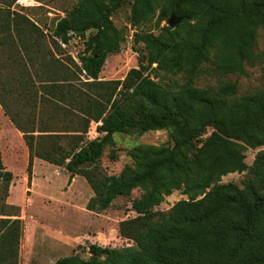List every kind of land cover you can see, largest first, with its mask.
I'll use <instances>...</instances> for the list:
<instances>
[{"label":"trees","instance_id":"trees-1","mask_svg":"<svg viewBox=\"0 0 264 264\" xmlns=\"http://www.w3.org/2000/svg\"><path fill=\"white\" fill-rule=\"evenodd\" d=\"M123 1L78 0L46 31L18 12L0 15V34L22 59L0 63V105L27 146L28 179L34 157L64 168L68 182L80 175L93 192L86 208L95 212L139 190L129 206L135 215L117 229L130 245L90 244L88 258L66 255L52 264H264V149L251 167L244 154L245 146L264 147V87L237 97L236 82L215 89L195 82L207 62L220 74L245 72L257 30L264 29V0H132L131 25L151 23L133 33L138 65L122 79H102L106 57L120 51L111 15ZM73 38L83 39L77 60L65 49ZM8 68L12 83L2 74ZM160 72L175 78L163 82ZM18 95L24 109L12 110L9 101ZM163 128L171 146L136 145L118 174L103 171L114 133ZM245 170L242 186L219 182ZM11 180L0 152L4 195ZM177 189L187 198L155 208ZM18 211L0 208V264H17Z\"/></svg>","mask_w":264,"mask_h":264},{"label":"rangeland","instance_id":"rangeland-1","mask_svg":"<svg viewBox=\"0 0 264 264\" xmlns=\"http://www.w3.org/2000/svg\"><path fill=\"white\" fill-rule=\"evenodd\" d=\"M78 0H0V15L4 12H18L27 16L31 21L39 24L43 29H50L53 20L65 14ZM132 0H124L115 10L111 19L120 30L122 42L118 53L110 54L99 73L102 79H122L129 69L137 67V52L134 50L133 33L135 30L149 29L151 23H145L135 28L131 25L129 16ZM163 24V23H162ZM93 32H87L88 37ZM23 43H28L24 38ZM22 43V44H23ZM13 40L5 34H0V63L6 66L22 61L16 58ZM64 46V45H63ZM83 39L73 38L65 49L75 57L83 48ZM254 61L245 64V72L220 74L213 70V64H202L201 71L196 78L198 87L215 89L221 81L236 82V96L240 97L264 87V29L259 28L256 33L254 46ZM75 60L76 57H75ZM3 77L13 82L11 69L2 71ZM153 75V73H151ZM174 76L160 72L156 79L170 83ZM180 82V79H178ZM16 94L18 92L15 91ZM24 99L20 95L9 101L12 110L24 109ZM95 123H91L87 136L93 138L98 135ZM207 129L204 136L208 135ZM167 144L171 146L173 139L168 129L149 130L146 132L130 131L114 133L113 144L104 149L100 166L106 174H118L131 159L127 152L139 144ZM264 147L250 148L245 146V162L248 167L253 165L255 157ZM0 152L3 165L12 173L6 195L0 190V208L2 204H11L19 208V218L22 220L23 231L18 247L17 264H52L57 258L66 255H78L88 258V246L123 247L131 244L119 236L117 232L120 220L133 217L135 213L129 209L130 200L139 195L134 189L129 196H119L112 205L100 212L86 208L93 192L87 181L80 175L68 182L66 174L48 162L33 158L31 179H28L27 163L28 149L22 133L15 127L0 105ZM110 153L115 158H110ZM35 176V177H34ZM249 177L248 170L230 172L220 178V183L233 182L242 186V180ZM180 189L174 190L155 208L168 209L174 202L186 199Z\"/></svg>","mask_w":264,"mask_h":264},{"label":"crops","instance_id":"crops-1","mask_svg":"<svg viewBox=\"0 0 264 264\" xmlns=\"http://www.w3.org/2000/svg\"><path fill=\"white\" fill-rule=\"evenodd\" d=\"M37 159H39L40 161L42 160V159H40V158H36V159H35V162H34V171H35V166H36L35 163H36ZM42 162H45V160H42ZM46 162H47V161H46ZM48 163H49V162H48ZM32 165H33V163H32ZM53 165H54V164H53ZM56 167H57V168H61L62 171L66 174L67 178L69 177V172H68V171H66L64 168L59 167V166H57V165H56ZM75 176H76V175H75ZM34 177H35V176H34ZM72 179L75 180L74 177H73ZM72 179H71V180H72ZM90 211H91V210H90ZM133 216H134V215H133ZM120 221H121V220H120ZM118 223H119V222H118ZM117 229H118V227H117ZM117 232H118V230H117ZM119 236H120V235H119Z\"/></svg>","mask_w":264,"mask_h":264}]
</instances>
